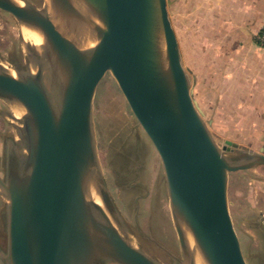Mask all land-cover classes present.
<instances>
[{
    "label": "water",
    "instance_id": "1",
    "mask_svg": "<svg viewBox=\"0 0 264 264\" xmlns=\"http://www.w3.org/2000/svg\"><path fill=\"white\" fill-rule=\"evenodd\" d=\"M167 3L0 0L43 52L27 50L23 66L0 60V100L19 113L0 109L17 131L0 157V264H165L134 242L101 166L93 106L107 74L159 157L180 253L135 218L137 231L170 264H248L229 176L264 166V153L215 140L192 98Z\"/></svg>",
    "mask_w": 264,
    "mask_h": 264
},
{
    "label": "rangeland",
    "instance_id": "2",
    "mask_svg": "<svg viewBox=\"0 0 264 264\" xmlns=\"http://www.w3.org/2000/svg\"><path fill=\"white\" fill-rule=\"evenodd\" d=\"M30 1L42 5L44 0ZM169 19L175 34L185 37L186 57L183 64L191 76L192 67L198 59L192 49L194 43L192 21V0H167ZM20 27L11 14L0 10V60L12 65L14 60L29 62L25 44L35 46L36 36L24 30V39L20 37ZM182 64V65H183ZM184 68V69H185ZM193 80V79H192ZM195 81V80H194ZM193 82V81H192ZM199 86V80H196ZM202 98L210 102V90L204 89ZM191 95L195 101L198 95L191 84ZM204 104V105H205ZM197 106V105H196ZM0 109L19 115L17 111L0 100ZM207 122L215 140L219 145L226 144L234 137V129L225 128L224 113L200 112ZM209 114H212L210 120ZM220 119L215 125L214 120ZM93 121L96 143L101 166L110 187L113 198L128 224L134 242L147 253L157 257L165 264L170 258L149 239L139 233L134 220L140 229L150 232L158 241L173 252L179 254L177 237L172 225L167 191L159 157L150 140L142 131L131 113L121 91L110 74L100 82L93 106ZM235 133V132H234ZM17 137V131L9 118L0 116V140ZM243 147L238 144V148ZM237 147L227 151L237 155ZM1 156L4 153L0 148ZM229 206L235 229L240 238L241 248L248 264H264V166L231 173L228 189ZM2 201H0V241L2 239L3 222L1 218ZM4 233V232H3Z\"/></svg>",
    "mask_w": 264,
    "mask_h": 264
},
{
    "label": "crops",
    "instance_id": "3",
    "mask_svg": "<svg viewBox=\"0 0 264 264\" xmlns=\"http://www.w3.org/2000/svg\"><path fill=\"white\" fill-rule=\"evenodd\" d=\"M191 6L198 66L189 64L195 73L188 75L198 95L197 108L217 117L224 113V127L235 132L228 140L264 153V45L257 39L264 27V0H192ZM176 37L183 64L189 45L185 37ZM204 89L210 90L208 104ZM213 116L209 114L210 120Z\"/></svg>",
    "mask_w": 264,
    "mask_h": 264
},
{
    "label": "bare ground",
    "instance_id": "4",
    "mask_svg": "<svg viewBox=\"0 0 264 264\" xmlns=\"http://www.w3.org/2000/svg\"><path fill=\"white\" fill-rule=\"evenodd\" d=\"M21 2V1H20ZM24 30L25 31H30L31 33H33L35 36H36V38H37V43H36V45L35 46H32V48L30 47V45H28V44H25V46H26V48L29 50V51H31L32 53H35V54H43V52H42V46H40V37H38V35L36 34V33H34L33 31H31V30H28V29H26V28H21V35H22V37H23V41H24V43H25V39H24Z\"/></svg>",
    "mask_w": 264,
    "mask_h": 264
},
{
    "label": "flooded vegetation",
    "instance_id": "5",
    "mask_svg": "<svg viewBox=\"0 0 264 264\" xmlns=\"http://www.w3.org/2000/svg\"><path fill=\"white\" fill-rule=\"evenodd\" d=\"M14 62H15L14 64H16L18 66H23L25 64V60L24 61H22V60H19V61L14 60ZM0 170H1V160H0ZM1 218H2V215H1ZM263 229H264V226H263ZM2 239L5 240V236H4L3 232H2ZM0 247L1 248L4 247V241H0Z\"/></svg>",
    "mask_w": 264,
    "mask_h": 264
},
{
    "label": "built area",
    "instance_id": "6",
    "mask_svg": "<svg viewBox=\"0 0 264 264\" xmlns=\"http://www.w3.org/2000/svg\"><path fill=\"white\" fill-rule=\"evenodd\" d=\"M257 39L260 42V44L264 45V27L262 28L261 31L258 32Z\"/></svg>",
    "mask_w": 264,
    "mask_h": 264
}]
</instances>
